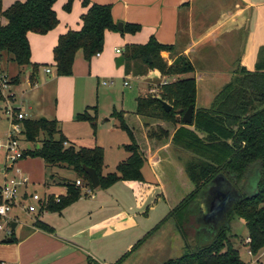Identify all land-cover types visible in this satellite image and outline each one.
Listing matches in <instances>:
<instances>
[{
	"label": "trees",
	"instance_id": "1",
	"mask_svg": "<svg viewBox=\"0 0 264 264\" xmlns=\"http://www.w3.org/2000/svg\"><path fill=\"white\" fill-rule=\"evenodd\" d=\"M55 1H14L2 10L0 0V17L6 21L0 22V55L5 52L8 60L18 66L31 64L27 33L44 34L57 25L58 19L53 9ZM72 2L73 0H66L63 9L70 11ZM82 5L86 11L81 17L80 29L67 30L61 34L53 48V66L58 76L71 75L74 56L78 50L85 60H90L99 53L103 47L105 30L128 33L140 30L139 24L128 22L118 30L110 4L82 0ZM174 49V45L160 43L154 37L143 44L124 45L121 56L126 75L141 76L149 71H156L160 76H186L160 84L157 91L151 94L138 95L133 112L113 109L112 114L117 118L118 127L129 138V143L125 145L128 155L116 165L115 171L102 173L101 146L66 145V138L55 118L39 119L29 116L21 119L22 135L26 141L36 144L32 148H26L23 154L40 156L46 165L66 168L75 175V179L68 180L65 184V194L59 195V201L55 200L54 195L47 197L45 207L49 211H61L82 195L81 186L76 185L75 180L79 179L83 186L92 188L83 165L97 173L98 188L106 189L118 181L128 184L140 205L156 186L146 181L141 171L146 161L145 140L152 141L155 147L167 142L171 136L172 144L193 154L187 165L183 166V174L191 187L114 264L122 263L167 218L174 215L177 232L185 243V251L158 264H246L241 259L239 250L230 242L228 232L231 219L237 218L246 229V244L250 254L254 255L264 248V45L259 48L254 69L247 70L237 64L231 77L213 95L207 107H195L196 81L192 62L183 54L177 55L171 63L162 58L161 52H173ZM31 66L34 71L38 68L36 64ZM17 81L18 76L10 80L11 84ZM163 102L170 106V110L164 108ZM190 105L194 107L191 123L177 121L176 112L179 109L183 112ZM87 109L76 113L74 117L76 120L89 121L94 126L95 115L90 114ZM90 109L93 113L96 112L95 106ZM255 169L258 173L255 188L246 192L245 179ZM218 173H223L231 181L241 198L232 204L224 219L217 221L215 225H205L200 219L199 206L194 203ZM161 194H165L168 200H173L167 188ZM226 223L229 224L228 227ZM34 225L45 230L52 229L40 220H36ZM205 228L209 229L207 233L210 234V239L206 243L190 246L188 234L192 233L196 240L198 234L206 233L203 232ZM87 264L99 263L88 258Z\"/></svg>",
	"mask_w": 264,
	"mask_h": 264
},
{
	"label": "crops",
	"instance_id": "2",
	"mask_svg": "<svg viewBox=\"0 0 264 264\" xmlns=\"http://www.w3.org/2000/svg\"><path fill=\"white\" fill-rule=\"evenodd\" d=\"M14 1L24 0H1V9L4 10ZM65 2L66 0H56L53 4L58 19L53 29L44 34L27 33L30 62L38 66L36 71L31 64L18 66L8 60L4 52L0 55V61L16 65L15 71L10 74L13 77L18 76L17 83L11 87L14 94L13 102L19 92V104L27 117L55 118L61 122L65 118L73 119L76 113L86 108L91 114L90 108L95 106L92 91L97 90L98 74L112 70L113 62L121 55L125 44H143L150 37H154L160 43L175 46L173 52H161L167 63H171L179 54H183L192 62L196 81L195 107H207L213 95L231 77L237 64L247 70L254 69L257 50L264 45V0H89L91 3L110 4L111 14L116 23H137L140 30L126 34L105 30L103 47L99 55H93L90 60H85L82 52L78 50L74 56L71 75L58 76L53 66V48L61 34L67 30L80 29L81 17L86 11L82 0H73L70 11L63 9ZM0 22L6 21L0 17ZM117 49L120 50V54L116 52ZM0 67L8 73L5 67L2 65ZM115 67L122 69L123 86L131 87L133 84L137 94L139 85L150 78L159 79L160 84L177 78L160 76L156 71H149L141 76H128L124 71L123 60L121 65L115 64ZM46 68L49 69L48 72ZM47 74L52 76L47 77ZM183 76L186 75H178ZM51 82L55 83L56 97L51 100L50 108L49 102L45 100L40 102L38 94L42 87ZM100 83L111 85L113 80L111 79L110 83L102 80ZM120 110L129 113L135 109ZM21 137V147L32 148L36 145L29 144ZM0 140L4 141L1 138ZM69 143L72 142L66 138L65 144ZM144 151L146 161L141 169L142 175L146 181L156 186L142 204H137L128 184L118 181L102 189V192L93 193L98 187L91 188L93 196L83 193L61 211H49L45 207L46 210L40 209L35 212L20 210L21 213H16L13 212L14 207L10 214L11 223L14 222L15 226L11 227L9 236L0 235V264H87L88 258L99 264H107L105 259L99 257V253L111 246L112 239L119 240L118 244L125 252L129 250L151 229L148 222H151L150 216L158 205L163 201L165 206L163 208L161 206V209L167 214L191 187L183 174V164L176 156L171 136L167 142L155 147L152 141L145 140ZM70 172L74 175L72 171ZM49 178L52 180L53 175ZM72 178L75 179V175ZM47 184L49 185L48 182ZM56 186L59 191L45 195L48 197L50 194L54 196L65 194L66 188L63 191L57 182ZM25 187L21 190L24 195L27 194ZM166 188L170 191L172 201L168 200L165 194H161ZM184 190L186 192L181 194ZM153 200L154 203L147 206ZM21 214L29 216V220H22ZM36 220L46 223L52 229L37 227L34 225ZM162 227L154 231L131 253L142 254V261L158 258L157 248L150 251L147 249L152 248L151 245ZM174 227L177 231L176 224ZM176 237L179 238V240L175 238L177 243L185 248L179 233ZM7 238H11L12 241H3Z\"/></svg>",
	"mask_w": 264,
	"mask_h": 264
},
{
	"label": "rangeland",
	"instance_id": "3",
	"mask_svg": "<svg viewBox=\"0 0 264 264\" xmlns=\"http://www.w3.org/2000/svg\"><path fill=\"white\" fill-rule=\"evenodd\" d=\"M120 34H126L127 32H119ZM123 36V35H122ZM115 45V44H114ZM262 46V45H261ZM5 53V52H4ZM259 53V49L257 50V56ZM6 54V53H5ZM257 60V57H256ZM255 60V61H256ZM0 65L5 67L8 71L1 69L0 67V89L2 92V99L0 100V138L5 140V136L7 134L8 128L10 127V114L8 112V107H19L17 111L22 112L27 117L26 112L23 108L20 107L19 104V92L15 96L16 100L13 102L14 94L11 90L13 86L10 80L13 78L12 74L15 71L16 65L13 63L6 64L3 60L0 61ZM48 68L50 65H46ZM48 76H52L47 74ZM178 78V76H177ZM98 87L97 90L92 91V96L94 98L95 104V113H91L95 115V125L93 126L89 121L84 120H76L75 117L65 118L59 122L60 131L65 138L70 140L73 145L76 147L86 146L92 147L94 145H99L103 148V170L102 173L113 172L116 169V165L123 159H125L128 155L127 150L125 149V145L129 143V138L125 131L118 127L117 118L112 114L113 107L116 110L124 109H135L136 103L134 99L138 95H147L151 94L150 90L157 91L160 86L159 79L150 78L144 83H141L138 88V94L136 89L133 87H125L123 86L124 76L122 74L121 68L115 67V62H113V67L111 71H102L98 74ZM111 79L113 83L111 85H102L100 81L106 80L110 83ZM5 84V85H4ZM56 86L55 83L51 82L48 85L41 88V91L38 94V99L41 101L49 102V106L51 108L52 101L56 97ZM52 100V101H51ZM64 101V100H62ZM36 118V117H34ZM179 126V125H177ZM200 132V131H199ZM201 134V133H200ZM204 136V134H202ZM25 140L24 136H22ZM21 137V139H22ZM41 137V136H40ZM39 137V138H40ZM57 138L58 135L56 134ZM28 142V141H27ZM33 145V142H28ZM176 153V156L182 162L183 166L187 165V162L192 157L188 151L181 148H178L174 144H172ZM194 157V156H193ZM4 161V154L0 151V166ZM15 170L18 168L22 174H24L28 178V185L25 187L27 190V195L30 193H37L41 199L45 196V193L48 194L50 192L59 191V185L63 191L65 190V184H67L68 180L73 179L74 175L68 171L66 168L58 167V166H48L44 163L43 159L40 156L34 155H26L22 156V158L18 159L15 163L14 167L7 168L6 170L10 173L11 170ZM145 174H147L145 172ZM50 175H53V179L49 178ZM146 176V175H145ZM258 173L257 170H253L245 179V191L251 192L256 185ZM49 183V185L47 184ZM186 189V188H185ZM101 188H96L93 190L94 192H102ZM186 191H182L181 194ZM81 193L83 194V190L81 188ZM93 193L91 192L92 196ZM23 192L21 191L19 196H21ZM91 194H87L91 196ZM128 195V194H127ZM185 195V194H184ZM130 196V195H129ZM183 196V195H182ZM88 200L90 197H86ZM131 198V197H130ZM197 199V198H196ZM172 201V200H171ZM26 203L28 205H33L36 207L35 211L39 210V202L34 201L30 198L26 199ZM165 203L162 201L157 207V209L150 216L149 228H152L158 221H160L165 215L166 212H163L161 206ZM195 205L199 206V200H195ZM44 210H46L44 208ZM34 211V212H35ZM13 212L21 213L18 207H15ZM162 213V214H161ZM23 216L22 220H29L26 214H21ZM141 217H145L141 215ZM176 217L170 216L167 218L161 226V232L159 233L157 239L152 243V248L147 249L150 251L151 249L157 248L159 251L158 258L154 257L150 261L144 260L141 258L143 255L139 253H131L122 263L120 264H158L161 261L181 255L185 248L182 245L177 243L178 232L175 230ZM204 223V222H203ZM207 225L206 223H204ZM206 229V228H205ZM206 233L198 234L196 240L193 239V234H188V242L190 246L199 245L206 243L210 239V234L207 232L209 229L203 230ZM229 240L230 242L239 250V254L241 259L246 262V264H264V253L263 249L258 251L256 254H250L248 252V246L246 244V229L241 221L237 218H232L229 226ZM4 232H1L0 235H3ZM231 234L236 235L232 237ZM191 235V237H190ZM177 238V239H175ZM116 239H112L111 246L109 248H104L103 252L99 253V257L106 260L107 264H114V262L125 252L123 247L118 244ZM195 240V241H194ZM122 241V240H120ZM180 246V247H179ZM144 252H146L144 250ZM143 252V253H144ZM98 255V254H97Z\"/></svg>",
	"mask_w": 264,
	"mask_h": 264
},
{
	"label": "built area",
	"instance_id": "4",
	"mask_svg": "<svg viewBox=\"0 0 264 264\" xmlns=\"http://www.w3.org/2000/svg\"><path fill=\"white\" fill-rule=\"evenodd\" d=\"M116 52L121 53L119 49ZM95 55H99V53ZM46 71L48 72L49 69L46 68ZM151 91L153 92L154 90ZM14 108L18 109V107H8L10 127L8 128L6 139L4 141L0 140V149H2L4 154V161L0 166V231L4 232L5 236H9L11 233L12 217L10 213L14 207H18L19 210L24 212H34L36 207L28 205L26 203L27 198L38 201L39 210L44 209L48 201L46 195L41 199L37 193L19 196L21 190L28 184V178L18 168L15 170L12 168V173L6 170L12 166L14 167L17 160L22 158L23 151L26 149L20 146V137L23 136L20 121L25 117V114L14 110ZM75 184L81 186L84 194H91V188L83 186L79 179L75 180ZM55 200L59 201V195L55 196Z\"/></svg>",
	"mask_w": 264,
	"mask_h": 264
},
{
	"label": "water",
	"instance_id": "5",
	"mask_svg": "<svg viewBox=\"0 0 264 264\" xmlns=\"http://www.w3.org/2000/svg\"><path fill=\"white\" fill-rule=\"evenodd\" d=\"M123 24L121 22L117 23L118 30H121ZM122 56L119 55L115 59L116 66L121 65ZM164 108L168 111L170 106L163 102ZM193 105L188 106V108L182 112L181 109L175 114V119L177 121H182L184 123H191L193 115ZM182 113V114H181ZM45 119V118H41ZM83 170L86 172L90 179L91 187L96 188L99 185L98 175L94 169L83 165ZM211 185L205 188L198 196L199 200V211L200 219L202 222L210 225H215L217 221L225 218L227 212L230 210L232 204L241 198L240 192L232 185L231 181L223 174H216L212 180ZM14 222L11 223V227L14 228ZM229 224L226 223V227ZM3 241L10 242L11 238L4 239Z\"/></svg>",
	"mask_w": 264,
	"mask_h": 264
}]
</instances>
